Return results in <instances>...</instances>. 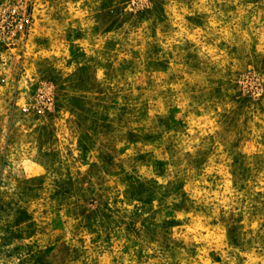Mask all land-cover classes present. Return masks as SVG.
<instances>
[{
  "label": "rangeland",
  "instance_id": "374dc122",
  "mask_svg": "<svg viewBox=\"0 0 264 264\" xmlns=\"http://www.w3.org/2000/svg\"><path fill=\"white\" fill-rule=\"evenodd\" d=\"M0 264H264V0H0Z\"/></svg>",
  "mask_w": 264,
  "mask_h": 264
}]
</instances>
